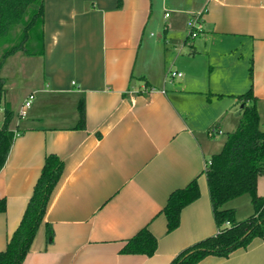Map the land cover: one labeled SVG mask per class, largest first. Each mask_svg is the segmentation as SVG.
<instances>
[{"label":"crops","instance_id":"0c3cea01","mask_svg":"<svg viewBox=\"0 0 264 264\" xmlns=\"http://www.w3.org/2000/svg\"><path fill=\"white\" fill-rule=\"evenodd\" d=\"M197 12L203 28L191 38ZM157 26L163 38L151 31ZM43 33L44 54H24L41 57L42 80L17 101L4 95L0 115L2 125L6 110L13 111L10 129L18 132L0 170V199H6L0 251L50 153L64 170L23 264H169L182 249L215 235L204 166L223 147L219 135L238 126L237 95L251 84L264 129V0H123L121 6L118 0H44ZM170 69L183 75L171 79ZM30 93L33 102L21 118ZM212 126L220 132L210 135ZM193 179L200 196L167 231L162 209ZM257 191L264 195V175ZM228 206L238 219L254 211L243 216ZM143 227L158 239L155 253H122ZM196 264H264V238Z\"/></svg>","mask_w":264,"mask_h":264},{"label":"trees","instance_id":"16d2710c","mask_svg":"<svg viewBox=\"0 0 264 264\" xmlns=\"http://www.w3.org/2000/svg\"><path fill=\"white\" fill-rule=\"evenodd\" d=\"M122 3L123 0H118L119 6ZM43 23L44 0H0V47L8 43L0 56V72L6 59L18 51L27 55L44 54ZM249 71L252 74V60ZM5 83L6 79L0 74V106L6 93ZM237 99L242 105L240 122L235 130L228 133L221 151L206 160L204 166L218 232L182 249L169 264H196L210 254L227 257L234 250L247 247L253 239L264 238V195L257 191L258 178L264 175V129L260 126L258 99L253 85L237 95ZM78 111V127L83 128L84 99L79 101ZM12 118L13 111L6 110L0 128V170L16 136L15 131L10 129ZM63 170L64 161L58 155L50 153L46 156L22 219L5 249L0 251V264H23ZM244 194L250 195L254 211L249 217L238 219L236 208L228 206V202ZM199 196L196 179L170 194L162 209L167 219V231L179 226L182 209ZM5 209L6 199L2 198L0 211ZM46 237L47 242H52L50 225ZM157 246V237L143 227L126 241L121 252L151 256Z\"/></svg>","mask_w":264,"mask_h":264},{"label":"rangeland","instance_id":"374dc122","mask_svg":"<svg viewBox=\"0 0 264 264\" xmlns=\"http://www.w3.org/2000/svg\"><path fill=\"white\" fill-rule=\"evenodd\" d=\"M21 35V29H18ZM155 33V37H164V30L162 26H157L151 29ZM193 38V37H191ZM17 40H15L16 42ZM5 43L0 47V56L3 53V47L7 45ZM19 53L13 54L8 57L7 63L4 68L1 70L0 74L7 77V82L5 84L6 94L5 97L19 100L30 90L34 89L35 86L42 80V71H43V61L39 56H24L23 51H18ZM245 69V68H244ZM169 85V83H167ZM5 97L0 106V115L3 113L5 108ZM10 108V103L7 102L6 105ZM241 106V105H240ZM262 116L264 112L262 111ZM228 133H221L217 138L219 142H225ZM221 149L217 152H220ZM237 206L240 215L245 214L247 208H252L251 197L249 194H244L238 198H235L228 202V205ZM244 216V215H243ZM246 218V217H245Z\"/></svg>","mask_w":264,"mask_h":264},{"label":"built area","instance_id":"2783aa9c","mask_svg":"<svg viewBox=\"0 0 264 264\" xmlns=\"http://www.w3.org/2000/svg\"><path fill=\"white\" fill-rule=\"evenodd\" d=\"M169 15V13H167ZM202 22H201V12H197L192 14L191 20H190V26L188 29L189 35L191 37L197 36L201 31H202ZM183 73L181 71L175 70V69H170L167 73V76L170 77L171 79L177 77V76H182ZM34 99V93H30L27 98L24 100L21 109L19 110V117L24 118L27 115V109L31 106L32 102ZM2 125H0V128ZM218 132L216 127H211L209 129V134L210 135H216ZM15 134L17 135L18 132L15 131Z\"/></svg>","mask_w":264,"mask_h":264},{"label":"water","instance_id":"95a60500","mask_svg":"<svg viewBox=\"0 0 264 264\" xmlns=\"http://www.w3.org/2000/svg\"><path fill=\"white\" fill-rule=\"evenodd\" d=\"M241 108H242V105H241Z\"/></svg>","mask_w":264,"mask_h":264}]
</instances>
